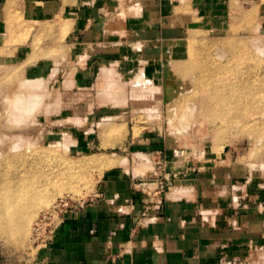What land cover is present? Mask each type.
<instances>
[{
    "label": "rangeland",
    "instance_id": "obj_1",
    "mask_svg": "<svg viewBox=\"0 0 264 264\" xmlns=\"http://www.w3.org/2000/svg\"><path fill=\"white\" fill-rule=\"evenodd\" d=\"M18 1L4 2L0 16L6 28L0 47V183L19 173L32 182L45 176L48 199L35 203L20 240L0 233L5 264H32L44 246L39 219L52 213L56 225L63 202H90L113 166L133 169L152 193L168 172L178 179L188 169L211 165L235 168L240 179L264 185L263 3H231L224 26L197 20L181 42L180 57H165L154 69L144 63L130 70L119 62L102 65L84 86L61 44L67 29L55 34V26L70 25L74 15L63 11L41 22ZM140 1L115 0V24L133 19L129 5ZM47 41L52 44L45 46ZM17 43H30L28 51L17 56ZM25 55L29 59L22 62ZM42 56L72 66L29 76L26 65ZM231 89L238 96L224 99ZM154 137L164 141L163 148H146L150 142L144 141ZM133 140L136 147L130 148Z\"/></svg>",
    "mask_w": 264,
    "mask_h": 264
},
{
    "label": "crops",
    "instance_id": "obj_2",
    "mask_svg": "<svg viewBox=\"0 0 264 264\" xmlns=\"http://www.w3.org/2000/svg\"><path fill=\"white\" fill-rule=\"evenodd\" d=\"M6 1L0 0V16ZM241 1L247 0H141L129 5L133 21L120 27L115 0H19L18 7L32 8L41 22L63 11L74 15L70 25H56L55 34L67 29L61 44L70 50L76 82L85 86L102 65L119 62L130 70L144 63L154 69L165 57L182 56L181 42L192 24L205 20L224 26L231 3ZM248 1L264 5V0ZM5 35L0 17V47ZM27 44H15V54H25ZM67 62L57 65L42 56L25 71L45 77L56 67L70 68ZM144 142H150L149 149L164 147L158 137ZM237 174L235 168L211 165L180 173L179 182L168 172L152 193L133 169L113 166L103 173L93 201L60 216L32 264H264V185ZM0 264H5L1 251Z\"/></svg>",
    "mask_w": 264,
    "mask_h": 264
},
{
    "label": "bare ground",
    "instance_id": "obj_3",
    "mask_svg": "<svg viewBox=\"0 0 264 264\" xmlns=\"http://www.w3.org/2000/svg\"><path fill=\"white\" fill-rule=\"evenodd\" d=\"M28 11L33 12L32 8H29ZM237 96L238 90L231 89V91H226L224 99L230 100ZM189 110H192V107L188 106L186 112ZM39 177L37 181L32 182L29 176L26 177L25 174L19 173L11 178L2 179L0 183V233L9 234L19 240L22 238L28 227L27 222L31 220L35 203L47 202L48 199L46 196L47 179L45 176L39 175ZM28 180L31 182L26 184Z\"/></svg>",
    "mask_w": 264,
    "mask_h": 264
},
{
    "label": "built area",
    "instance_id": "obj_4",
    "mask_svg": "<svg viewBox=\"0 0 264 264\" xmlns=\"http://www.w3.org/2000/svg\"><path fill=\"white\" fill-rule=\"evenodd\" d=\"M162 187H164V185H162ZM94 198H92L90 201H93ZM86 203H79L77 205H69L68 202H63L61 205H63V208L60 210V215L62 216L65 213L72 211V210H78L80 208H82ZM58 206L56 205L55 208H57ZM51 215L52 213H46L43 215V217H41V219H39V221L37 222V230L41 231L39 233L44 234L41 236H44L41 241L43 243V245H47L52 236L53 233L55 231L56 225H52L51 224Z\"/></svg>",
    "mask_w": 264,
    "mask_h": 264
}]
</instances>
